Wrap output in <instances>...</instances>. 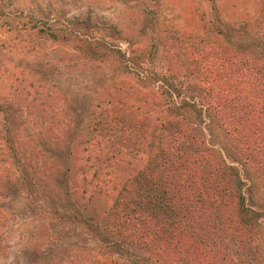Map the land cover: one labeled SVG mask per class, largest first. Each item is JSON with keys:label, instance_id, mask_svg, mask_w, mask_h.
<instances>
[{"label": "trees", "instance_id": "trees-1", "mask_svg": "<svg viewBox=\"0 0 264 264\" xmlns=\"http://www.w3.org/2000/svg\"><path fill=\"white\" fill-rule=\"evenodd\" d=\"M212 4L201 12L199 39L186 35L178 49L162 44L185 67L170 62L152 74L139 47L125 52L89 36L92 28L119 35L113 26L10 19L16 44L36 34L59 47L70 43L80 65L96 71L92 82L117 74L105 77L118 81L117 96L96 102L81 151L76 124L67 133L68 124L55 131L19 121L10 89L25 80L14 71L0 96V165L28 192L39 188L62 230L83 231L92 264H264V0L236 26L219 23L226 14ZM32 62L44 78L53 67ZM215 128L224 139L218 147ZM100 195L110 198L104 211L93 206Z\"/></svg>", "mask_w": 264, "mask_h": 264}, {"label": "rangeland", "instance_id": "rangeland-1", "mask_svg": "<svg viewBox=\"0 0 264 264\" xmlns=\"http://www.w3.org/2000/svg\"><path fill=\"white\" fill-rule=\"evenodd\" d=\"M212 3L226 14L227 20L217 16L219 23L234 26L240 21L253 19L251 13L258 6V0H0V96L8 92L7 78L14 71L13 77L25 80L24 86L10 89L19 121L51 123L55 131L57 126L61 128L68 124L64 127L67 133L72 124H76V142L78 151H81L85 138L83 125L91 113L97 111L94 106L101 97L107 93L115 96L118 81L106 83L104 80L109 74H105L92 82L96 71L80 65L70 43H62L59 47L36 34L35 37L22 36L23 44H16L18 40L11 41L14 36L7 33L10 19L16 16L15 22L36 21L45 28L85 20L91 27L113 26L119 35L110 38L108 32L92 28L89 36L103 37L125 52L130 44L139 47L140 61L145 63L143 69L152 74L162 71L158 68L161 65L164 67L162 72H165L170 62L178 69L185 67L182 56L178 61L169 60L162 44L178 49L181 43H185L186 35L192 34L199 39L201 12H208ZM180 54L181 48L176 56ZM34 59L38 63L46 60L49 66H53L47 68L45 78L44 69L42 74L36 73L40 68L34 66ZM33 75L35 80L32 81L30 77ZM116 75L111 73L109 76L116 79ZM127 75L126 72V77H119L123 79ZM125 81L130 86L133 83ZM103 83L105 85L100 86ZM213 133L215 136H211V140L218 147L224 141L223 135L217 128ZM138 166L134 162L133 170ZM12 173L9 166L0 165V264H92L93 259L87 254L90 243L83 231L71 226L62 230L47 214V210H52L38 196L39 188L28 192L24 185L9 179ZM109 205L110 198L103 195L93 201L99 211L106 210Z\"/></svg>", "mask_w": 264, "mask_h": 264}]
</instances>
